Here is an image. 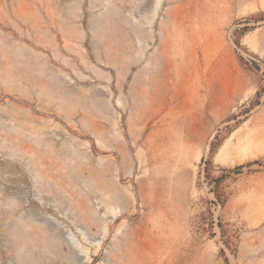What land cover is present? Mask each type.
Instances as JSON below:
<instances>
[{
  "label": "rangeland",
  "instance_id": "obj_1",
  "mask_svg": "<svg viewBox=\"0 0 264 264\" xmlns=\"http://www.w3.org/2000/svg\"><path fill=\"white\" fill-rule=\"evenodd\" d=\"M0 264H264V0H0Z\"/></svg>",
  "mask_w": 264,
  "mask_h": 264
},
{
  "label": "bare ground",
  "instance_id": "obj_2",
  "mask_svg": "<svg viewBox=\"0 0 264 264\" xmlns=\"http://www.w3.org/2000/svg\"><path fill=\"white\" fill-rule=\"evenodd\" d=\"M173 62V61H172ZM172 67V66H171ZM172 89V88H171ZM152 118L158 117L159 113L156 111H152ZM175 136H173L171 133H169L168 131H164V130H160L158 131L152 138V141L149 142L150 144H148V149H153V152H158V159H162L163 157H165L166 159H171L172 157V153L171 154H167L164 153L163 150L165 148V146L167 145V142L171 139H175ZM177 139V138H176ZM189 139L191 140L192 138L189 137ZM156 155H154L153 157H155ZM176 156V155H175ZM173 159L176 157H172ZM172 159V160H173ZM177 159V158H176ZM179 160V159H178ZM174 162V161H173ZM176 162V161H175ZM178 162V161H177Z\"/></svg>",
  "mask_w": 264,
  "mask_h": 264
},
{
  "label": "trees",
  "instance_id": "obj_3",
  "mask_svg": "<svg viewBox=\"0 0 264 264\" xmlns=\"http://www.w3.org/2000/svg\"><path fill=\"white\" fill-rule=\"evenodd\" d=\"M207 177H209V174H207ZM209 183L214 184L215 190L213 191L215 197L220 200L221 195H220V179L216 178L215 180H210Z\"/></svg>",
  "mask_w": 264,
  "mask_h": 264
}]
</instances>
